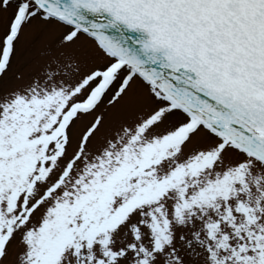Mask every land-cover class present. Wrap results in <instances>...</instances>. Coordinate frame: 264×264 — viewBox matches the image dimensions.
<instances>
[{
    "label": "snow or ice",
    "instance_id": "obj_1",
    "mask_svg": "<svg viewBox=\"0 0 264 264\" xmlns=\"http://www.w3.org/2000/svg\"><path fill=\"white\" fill-rule=\"evenodd\" d=\"M0 264H264V0H0Z\"/></svg>",
    "mask_w": 264,
    "mask_h": 264
}]
</instances>
